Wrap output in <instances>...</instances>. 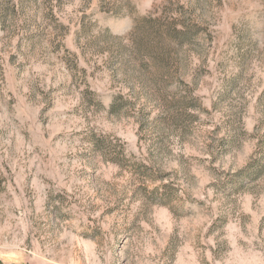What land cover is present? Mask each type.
Segmentation results:
<instances>
[{
  "label": "rangeland",
  "instance_id": "1",
  "mask_svg": "<svg viewBox=\"0 0 264 264\" xmlns=\"http://www.w3.org/2000/svg\"><path fill=\"white\" fill-rule=\"evenodd\" d=\"M238 11L0 0V145L39 156L23 199L0 168V264H264V27Z\"/></svg>",
  "mask_w": 264,
  "mask_h": 264
},
{
  "label": "clouds",
  "instance_id": "2",
  "mask_svg": "<svg viewBox=\"0 0 264 264\" xmlns=\"http://www.w3.org/2000/svg\"><path fill=\"white\" fill-rule=\"evenodd\" d=\"M233 7L238 8L239 11L237 14L244 15L246 18L257 19L260 27H264V0H233ZM261 47L264 48V43H262ZM89 115H91V113H89ZM7 144L10 145L11 141H8ZM35 148V143L17 146L14 157H9L7 155L8 148L0 145V150H2L3 153L0 154V168L7 165L12 168L13 173H16L18 167L21 168V172L16 173V175L20 177L17 180V186L20 188L21 199H23L24 189L27 187V184H25L23 180V166L29 165L30 171V165L39 159V156L34 151ZM25 151L29 152V157L27 159L25 158ZM261 249L264 251V245H261Z\"/></svg>",
  "mask_w": 264,
  "mask_h": 264
}]
</instances>
